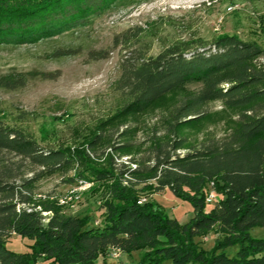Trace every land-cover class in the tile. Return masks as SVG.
Listing matches in <instances>:
<instances>
[{
  "label": "rangeland",
  "instance_id": "obj_1",
  "mask_svg": "<svg viewBox=\"0 0 264 264\" xmlns=\"http://www.w3.org/2000/svg\"><path fill=\"white\" fill-rule=\"evenodd\" d=\"M231 36L257 47L262 55L250 64L255 68L264 65V0H145L127 7L112 4L61 35L31 44L0 45V84L15 86L0 88V121L28 135L40 152L63 150L71 159L68 166L46 172L44 167L1 152L0 168L8 167L14 174L4 183L13 184L31 204H50L99 226L104 217L102 195L120 170L151 168L167 151L182 156L200 150L211 141L228 137L239 127L242 115L264 111L262 96L237 108L211 101L185 114L180 105L202 90L201 82L182 85L144 111L126 109V99L117 90L122 65L154 58L175 45L183 47L188 56L194 50L213 49L219 38ZM93 52L106 57L94 60ZM249 89L264 92V83ZM175 145L180 148L172 152ZM99 172L108 176L99 180ZM151 177L124 174L121 181L131 184L138 199L150 201L168 219L179 225L187 223L194 215L191 204L168 189L155 191ZM3 197L0 194V202ZM219 199L216 195L217 201L206 205L205 212ZM47 215L42 212L43 217ZM249 234L264 239L260 227ZM217 238L214 227L194 241L210 253ZM5 244L22 254L28 251L30 241L9 234ZM237 251L238 246L233 245L225 254L234 257ZM113 252L109 248L104 260L99 258L96 264H137L142 255L140 251H118L114 258ZM36 264L47 263L39 258ZM161 264L172 263L164 260Z\"/></svg>",
  "mask_w": 264,
  "mask_h": 264
},
{
  "label": "trees",
  "instance_id": "obj_2",
  "mask_svg": "<svg viewBox=\"0 0 264 264\" xmlns=\"http://www.w3.org/2000/svg\"><path fill=\"white\" fill-rule=\"evenodd\" d=\"M143 1L0 0V45L36 43L71 30L112 4L127 7ZM212 48L187 56L183 47L175 45L154 58L126 61L117 84L126 109L144 111L167 93L193 82L204 86L180 105L185 114L211 101L237 108L264 96L261 90L249 89L264 83V65L255 68L250 64L262 55L257 47L231 36L219 38ZM90 54L94 60L106 57ZM0 88L15 86L1 83ZM179 148L172 146V152ZM1 152L44 167L46 172L71 163L63 150L40 152L28 135L0 121ZM124 174L151 175L154 190L168 189L189 202L193 217L184 225L168 219L150 201H140L131 184L122 183ZM13 176L8 167L0 168V194L4 196L0 202V264H36L39 258L47 264H96L99 258L104 260L109 248L126 254L142 252L137 264L164 260L172 264H264V239L249 234L254 227L264 229V111L242 115L239 127L228 137L200 150L182 156L167 151L151 168L120 170L102 195L104 217L99 226L50 204H31L13 184L4 183ZM96 176L101 180L108 175L99 172ZM210 183L220 201L205 212ZM214 227L218 234L215 248L206 253L194 239ZM9 234L28 239V251L9 250L5 244ZM233 245L238 246L237 254L228 257L225 249Z\"/></svg>",
  "mask_w": 264,
  "mask_h": 264
},
{
  "label": "built area",
  "instance_id": "obj_3",
  "mask_svg": "<svg viewBox=\"0 0 264 264\" xmlns=\"http://www.w3.org/2000/svg\"><path fill=\"white\" fill-rule=\"evenodd\" d=\"M79 185H82V184H79ZM145 200V198H140V201H143ZM217 200H216V193L214 192V190L212 189V183H210V191L207 192V195H206V198H205V203L207 205H210V204H213L215 203ZM119 252L117 249H114V252L112 253V256L114 258H117L119 256Z\"/></svg>",
  "mask_w": 264,
  "mask_h": 264
}]
</instances>
